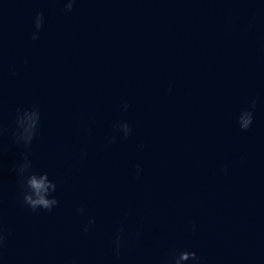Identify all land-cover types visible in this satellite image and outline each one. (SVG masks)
<instances>
[{
  "label": "water",
  "instance_id": "95a60500",
  "mask_svg": "<svg viewBox=\"0 0 264 264\" xmlns=\"http://www.w3.org/2000/svg\"><path fill=\"white\" fill-rule=\"evenodd\" d=\"M65 4L0 0V122L40 106L33 160L60 201L33 213L17 200L10 169L22 150L5 137L0 264H160L172 249L205 264H264V0ZM119 120L133 133L108 145ZM125 217L128 234L142 225V235L117 257Z\"/></svg>",
  "mask_w": 264,
  "mask_h": 264
},
{
  "label": "clouds",
  "instance_id": "9594fccd",
  "mask_svg": "<svg viewBox=\"0 0 264 264\" xmlns=\"http://www.w3.org/2000/svg\"><path fill=\"white\" fill-rule=\"evenodd\" d=\"M77 0H66L65 12L72 11ZM44 13L38 12L35 16L34 26L37 30L32 34L33 40L39 39V30L43 28ZM15 75V73H13ZM256 101H252L251 107L254 109ZM129 105L124 104L123 110L127 111ZM41 120L42 112L39 105H32L31 107H18L14 114V124L9 127L0 122V155L7 151L6 145L3 143L5 137L10 138L12 144L22 151L19 154V159L14 163L10 171L15 174L16 183L18 186L17 200L30 209L33 213L39 211L51 212L55 209L60 201L55 195L58 188V182L50 178L47 171H40L36 168L33 160L32 146L41 134ZM253 123V113L246 112L239 120V126L242 131H247ZM113 131L116 134L107 138V144H115L118 139L117 134H122V139L127 140L133 133L132 126L125 120H119L113 125ZM90 132V129H89ZM143 148V145L140 146ZM87 153H82L81 158H85ZM67 163V162H66ZM137 175L142 173V167L136 166ZM78 214L84 215L85 208L81 206L77 209ZM127 217L122 220L120 226L117 228L112 239V248L114 254L119 257L122 251L129 247L132 239H139L142 235V225L138 226L133 238L127 232L126 226ZM96 223L95 218L92 217L88 223L83 226L85 233L91 231V226ZM195 225H193V232ZM9 230L0 216V256L3 255L4 250L8 246ZM205 264L204 259L198 255L196 251L187 249L177 251L172 249L161 260L160 264ZM71 264H79L78 258H74Z\"/></svg>",
  "mask_w": 264,
  "mask_h": 264
}]
</instances>
